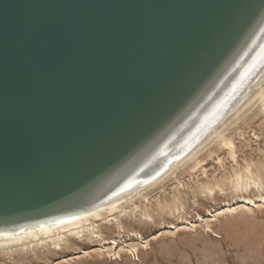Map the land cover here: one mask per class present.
I'll use <instances>...</instances> for the list:
<instances>
[{
  "label": "water",
  "instance_id": "95a60500",
  "mask_svg": "<svg viewBox=\"0 0 264 264\" xmlns=\"http://www.w3.org/2000/svg\"><path fill=\"white\" fill-rule=\"evenodd\" d=\"M263 46L264 0H0V230L153 176Z\"/></svg>",
  "mask_w": 264,
  "mask_h": 264
},
{
  "label": "rangeland",
  "instance_id": "374dc122",
  "mask_svg": "<svg viewBox=\"0 0 264 264\" xmlns=\"http://www.w3.org/2000/svg\"><path fill=\"white\" fill-rule=\"evenodd\" d=\"M253 110L228 131L237 151L235 160L223 147L216 148L211 156L202 152V166L178 171V181L169 178L148 194V200L141 199L139 207L146 205L152 218L134 210L122 217V228L112 224L102 229L103 240L116 238L118 247L137 243L136 252L123 250L116 256L109 249L112 246L102 245L98 236H83L57 247L10 252L0 248V264H264V206L217 216L209 228L199 219H212L208 215H213L214 210L225 203H238L243 196H264V122L260 115H253L256 109ZM247 163L253 178L262 181V190L253 186L242 192L234 190L233 170L244 172ZM156 197L168 201L170 207L158 209ZM175 224L185 228H169ZM159 232L164 233L150 239Z\"/></svg>",
  "mask_w": 264,
  "mask_h": 264
},
{
  "label": "bare ground",
  "instance_id": "6f19581e",
  "mask_svg": "<svg viewBox=\"0 0 264 264\" xmlns=\"http://www.w3.org/2000/svg\"><path fill=\"white\" fill-rule=\"evenodd\" d=\"M252 64L249 71H246L243 76H238V83L229 92L224 93L221 105L215 109L211 116L212 118L203 123V128H199L201 133L196 137V140L192 141L193 143H184L181 147V152L169 160L153 176L125 193L112 197L106 203L97 204L95 207L83 210L80 213L58 216L53 219L38 221V223L24 224L16 229L0 230V248L10 252L17 249L25 251V249L30 250L46 245L57 247L61 243L67 244L68 241H74L75 237L81 238L83 236L90 238L93 236L97 238L98 236L103 240V228L109 229L108 225L112 224L122 228V217L133 213L134 210H139V214L144 217L152 218L146 205L142 209L139 207L138 203L142 201L141 199L148 200V194L155 188L161 187L162 183L169 178L177 180L176 173L178 171L182 169L183 171L195 170L198 169V166H202L200 164L202 152L206 153L207 156H211L216 148L223 147L227 149V153L235 160L237 151L235 152L233 138L228 135L231 126L236 125L238 121L245 118L247 113L254 108L256 110H253V115H260L264 122V46ZM233 173L232 182H234L233 188L235 191L242 192V190H247L251 186L258 191L263 189L262 181L258 178H253V173L248 163L244 166V172L233 170ZM206 188L210 192L212 191L207 185ZM155 199L158 209L163 210L170 207L168 201L162 202L157 197ZM174 201H176V198ZM252 206L256 208L263 207L264 196L261 194H258L257 198L243 196L238 203H225L221 208L214 210L213 215H208V217L212 216V219H199L204 220L205 226L209 228V223L214 221L215 217L236 211H248ZM178 226L176 224L175 226L170 225L169 228L178 230L185 228ZM162 233L164 232H159L151 236L150 239H154ZM115 239L103 240L102 245L112 246L110 248L106 247V249H111V252L114 250L116 256L123 250L128 253H134L138 249L137 246L139 244L133 242L124 246L119 245L118 247ZM117 247L118 249H116ZM124 247H127V249L125 250Z\"/></svg>",
  "mask_w": 264,
  "mask_h": 264
}]
</instances>
